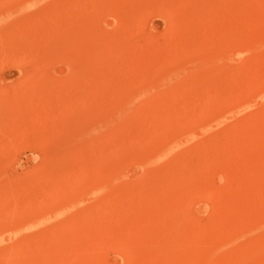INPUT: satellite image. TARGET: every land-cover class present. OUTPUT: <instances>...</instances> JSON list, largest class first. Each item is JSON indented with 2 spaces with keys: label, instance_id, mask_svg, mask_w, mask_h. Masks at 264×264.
I'll use <instances>...</instances> for the list:
<instances>
[{
  "label": "rangeland",
  "instance_id": "1",
  "mask_svg": "<svg viewBox=\"0 0 264 264\" xmlns=\"http://www.w3.org/2000/svg\"><path fill=\"white\" fill-rule=\"evenodd\" d=\"M0 264H264V0H0Z\"/></svg>",
  "mask_w": 264,
  "mask_h": 264
},
{
  "label": "bare ground",
  "instance_id": "2",
  "mask_svg": "<svg viewBox=\"0 0 264 264\" xmlns=\"http://www.w3.org/2000/svg\"><path fill=\"white\" fill-rule=\"evenodd\" d=\"M123 106H124V105H121V106L119 107L118 111H117V109H115L116 107L114 108V109L117 111L116 113H117L118 115H120L121 113H123V110H122V109H123ZM106 115H107V116H105V118H103L104 120L106 119V117H107L108 119L110 118V116H109L110 113H109V114H106ZM108 116H109V117H108ZM112 116H113V115H112ZM111 118L114 119L115 117H111ZM108 119H107V120H108ZM109 120H110V119H109ZM109 122H110V121H109ZM96 126H97V125H96ZM103 178H104V177H103ZM101 180H102V179H101ZM99 182H100V181H99ZM96 186H97V185H96ZM102 187H103V186H102ZM26 221H27V219H26ZM167 244H168V243H167Z\"/></svg>",
  "mask_w": 264,
  "mask_h": 264
}]
</instances>
